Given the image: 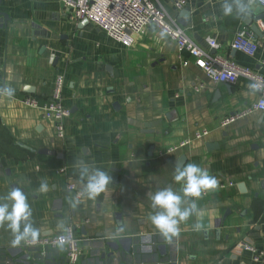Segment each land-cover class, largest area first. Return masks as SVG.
<instances>
[{"label":"crops","instance_id":"obj_1","mask_svg":"<svg viewBox=\"0 0 264 264\" xmlns=\"http://www.w3.org/2000/svg\"><path fill=\"white\" fill-rule=\"evenodd\" d=\"M159 3L204 50L264 74L260 0L230 15L225 0H184L181 8ZM0 11L9 17L0 16V89L13 90L0 92V198L15 187L27 194L38 238L72 227L84 245L78 264H257L240 248L264 252V111L249 79L215 83L153 25L126 46L76 19L64 0H3ZM255 24L263 34L255 38L256 53L235 51L237 32L250 33ZM58 74L70 110L64 137L24 102L47 104ZM185 140L190 144L170 151ZM78 162L113 178L95 200L80 194L86 180ZM187 163L206 169L218 187L196 200L197 211L168 240L151 223L150 196L169 186L182 195L175 167ZM42 181L47 192L39 191ZM13 239L5 223L0 264H69L64 247Z\"/></svg>","mask_w":264,"mask_h":264},{"label":"built area","instance_id":"obj_2","mask_svg":"<svg viewBox=\"0 0 264 264\" xmlns=\"http://www.w3.org/2000/svg\"><path fill=\"white\" fill-rule=\"evenodd\" d=\"M178 8L184 0H172ZM264 4V0H260ZM64 4L72 15L79 20L88 19L113 39L131 46L136 35L153 25L162 34L172 39L180 53L187 52L195 64L200 67L215 83L235 84L240 77H245L251 84L260 85L257 109L264 111V74L236 65L232 60L219 54H211L195 43L178 22L173 19L159 0H64ZM211 48H217L218 43L214 38H208ZM234 49L253 55L258 49V44L253 34L246 29L240 30L235 35L231 45ZM65 77L58 74L55 79V88L52 99L44 105H39L35 98H26L25 104L40 109L46 119L52 121L58 136H65V120L70 116V110L63 102ZM243 114L229 116L224 124H228ZM207 133H198L197 137ZM190 144V140L182 141L170 149L177 151ZM74 190V185L69 186ZM25 246L54 249L64 247L69 264H77L81 259L84 245L75 235L72 227L66 231L40 237L36 242H26ZM241 249L252 254V260L257 264H264V252L259 251L250 244L240 245Z\"/></svg>","mask_w":264,"mask_h":264},{"label":"clouds","instance_id":"obj_3","mask_svg":"<svg viewBox=\"0 0 264 264\" xmlns=\"http://www.w3.org/2000/svg\"><path fill=\"white\" fill-rule=\"evenodd\" d=\"M251 2L252 0H248V4H246L244 0H233L232 3H228L225 0L222 8L225 15L232 14L234 9L237 13L243 14L247 12ZM249 87L254 91L260 90V85L255 83ZM12 91V89H0V92L7 93L9 96L12 95ZM77 166L81 170V180H86V183L82 185L81 195L95 200L112 183V176L103 170L92 168L83 162H78ZM174 180L177 184H183L182 195L169 186L157 190L150 196L152 207L156 209L155 214L150 216L151 223L168 240L178 236L180 224L189 220L197 211L196 200L202 198L205 192L218 187V180L209 175L206 169H202L194 163L177 164ZM39 191H48L46 182H41ZM0 200L3 201L0 202V228L7 223L14 236L12 243L19 245L21 241L36 242L40 233L30 222L32 213L27 194L20 187H15ZM78 203L79 199L77 198L73 207ZM202 227L203 225L199 222L195 225L196 230H200Z\"/></svg>","mask_w":264,"mask_h":264},{"label":"water","instance_id":"obj_4","mask_svg":"<svg viewBox=\"0 0 264 264\" xmlns=\"http://www.w3.org/2000/svg\"><path fill=\"white\" fill-rule=\"evenodd\" d=\"M2 1L3 0H0V6H1V3H2ZM185 13V12H184ZM0 16H3L6 20H9V17H8V15L6 14V13H2L1 11H0ZM83 23H89V20L88 19H85V20H83ZM251 32L254 34V37L255 38H258V37H262L263 36V34H262V32H261V30H260V28H259V26L257 25V24H255V25H252L251 26ZM250 32V33H251ZM235 50V49H234ZM236 51V50H235ZM44 153H46V152H49V151H43ZM184 157H182L181 159H180V163L182 162V161H184Z\"/></svg>","mask_w":264,"mask_h":264},{"label":"rangeland","instance_id":"obj_5","mask_svg":"<svg viewBox=\"0 0 264 264\" xmlns=\"http://www.w3.org/2000/svg\"><path fill=\"white\" fill-rule=\"evenodd\" d=\"M79 239H80V238H79ZM80 240H81V239H80ZM81 241H82V240H81ZM83 253H84V251L82 252V256H83ZM82 256H81V257H82ZM80 260H81V259H80ZM80 260H79V261H80ZM77 264H78V263H77Z\"/></svg>","mask_w":264,"mask_h":264}]
</instances>
